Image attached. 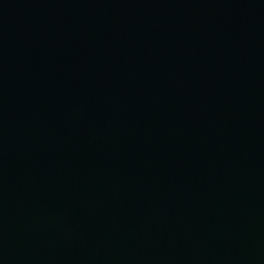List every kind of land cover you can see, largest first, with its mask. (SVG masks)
Returning <instances> with one entry per match:
<instances>
[{"label":"water","instance_id":"water-1","mask_svg":"<svg viewBox=\"0 0 264 264\" xmlns=\"http://www.w3.org/2000/svg\"><path fill=\"white\" fill-rule=\"evenodd\" d=\"M0 264H264V0H0Z\"/></svg>","mask_w":264,"mask_h":264}]
</instances>
